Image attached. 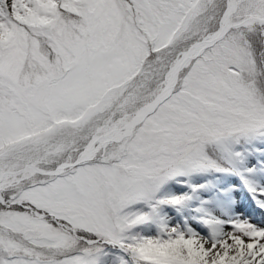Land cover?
<instances>
[{
    "label": "snow or ice",
    "instance_id": "snow-or-ice-1",
    "mask_svg": "<svg viewBox=\"0 0 264 264\" xmlns=\"http://www.w3.org/2000/svg\"><path fill=\"white\" fill-rule=\"evenodd\" d=\"M0 264H264V0H0Z\"/></svg>",
    "mask_w": 264,
    "mask_h": 264
}]
</instances>
